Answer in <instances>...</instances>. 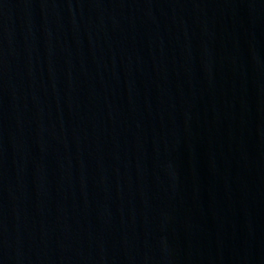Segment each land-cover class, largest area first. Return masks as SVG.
<instances>
[{"label": "water", "instance_id": "95a60500", "mask_svg": "<svg viewBox=\"0 0 264 264\" xmlns=\"http://www.w3.org/2000/svg\"><path fill=\"white\" fill-rule=\"evenodd\" d=\"M0 264H264V0H0Z\"/></svg>", "mask_w": 264, "mask_h": 264}]
</instances>
